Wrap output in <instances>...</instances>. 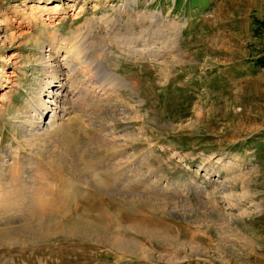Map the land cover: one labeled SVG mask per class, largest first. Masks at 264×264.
Masks as SVG:
<instances>
[{
  "label": "rangeland",
  "instance_id": "rangeland-1",
  "mask_svg": "<svg viewBox=\"0 0 264 264\" xmlns=\"http://www.w3.org/2000/svg\"><path fill=\"white\" fill-rule=\"evenodd\" d=\"M116 23L143 55L112 40L108 104L29 146L46 41L101 76ZM0 264H264V0H0Z\"/></svg>",
  "mask_w": 264,
  "mask_h": 264
},
{
  "label": "bare ground",
  "instance_id": "bare-ground-1",
  "mask_svg": "<svg viewBox=\"0 0 264 264\" xmlns=\"http://www.w3.org/2000/svg\"><path fill=\"white\" fill-rule=\"evenodd\" d=\"M131 3H133L134 6H136V4H138V0H131ZM134 11H136V10H132V12H134ZM106 18L107 17L104 16L102 18V20L103 19L106 20ZM116 25H117V23L113 26H109V27L105 26L106 35L109 36L108 38H106V36H104V38H103L102 36L96 35L94 32L95 27H92L93 29H91V32L88 34L91 37V46L93 45V40H94V44H95V42H97L99 45H101L99 48H96V50L100 51L99 52L100 55H97L95 53L97 55V60H98L97 63H98V66L100 67L101 76H97V74L93 68V65L91 64V63H93V64L96 63L94 58H91V61H89V62H91L90 64L92 67L87 62L88 59H86V56L84 54V53H86V51H84L83 46H81V44H78V45L73 44L75 46H72L69 50H67V48L64 49V47H63V45H61V43L63 44V42H66L70 37H68V39H67L66 37H60L59 36V39L57 40L56 39V36L58 38L57 34L55 36H53L50 39V41L49 40L46 41L48 49L45 51L44 54H42V57L39 60V64L43 68V70L46 74V78L42 81V83H40L41 88H40V91L38 92V95H37V99H38L37 103L35 105H33L32 107H30L31 109L29 108L30 109L29 111H26V116H28V117L25 118V120L23 119L24 121H22L20 123V124H23L21 126L23 136H24L23 139L25 138L24 141L29 146L34 147L37 144H47L48 147H50V149H52V146H53L52 142L58 141V139L60 138V136L56 134L57 133L56 130L58 131L59 129H57L58 127H54V126H59V127L64 126L67 129H72L73 125H74V121L71 120L70 118H72L71 116L76 117V113H78L77 110L79 109L78 106L85 105V103H87V102L89 104L88 107L92 106V103H94L95 105L98 104L99 106H106L108 104V102L106 103V101H107L106 99H109L108 98L109 95L107 94V90L105 88V83L107 80L106 77L109 74L107 73V67H106L107 61L106 60H108V53H110V50L112 48V46H111V43L113 42L112 40L117 42V45L121 50L126 49L130 54H133V55H141L142 54L143 55V53H144L141 48L140 49L137 48V46L140 45L137 43V42H139L138 36H135V37L132 36V38H127V37H125V35L124 36L122 35V32H120V29L116 28L118 26V25L117 26ZM147 28H149V27H147ZM72 35L74 36L75 32H72ZM139 35H141V34H139ZM77 36H78V33L74 36V38H76ZM106 39H108V40H106ZM56 42H58L62 47L59 46V44L57 45ZM99 45H97V46H99ZM93 48H95L94 45H93ZM96 50L93 52H98ZM96 55H91V56L93 57ZM102 55L105 56V58H107V59L102 60ZM148 56L154 57L153 54H150ZM79 74H84V78H83V80L76 79V80H79V81H76L75 77ZM111 75H112V73H111ZM82 77H83V75H82ZM115 79H116V81L114 83H112L113 85L119 86V87L127 85L125 79H123L122 77L117 76ZM34 103H32V104H34ZM87 108H86V111H83V113L88 112ZM99 109H100V107H99ZM102 109L103 108L101 107V110ZM80 112H82V110ZM82 116L83 115H77L76 118L82 120ZM58 120H59V122H57ZM90 122H91V120H90ZM101 142H103L105 145L106 140H101V141L98 140L97 143L101 144ZM65 144H66V142H65ZM66 147H67V145H66ZM18 151H19V147L17 148L16 153H15L16 157L19 154ZM121 164H118V165L121 166ZM128 168H130V166ZM137 168H139V167H137ZM134 170H135V168H134ZM127 171L130 172V169H127ZM139 173H140V170H139L138 174ZM133 175H135V174H133ZM133 175L127 174L126 170L122 171V173H118L117 174L118 178L116 177V181L114 184L115 189L117 186H120V185H121V187L122 186L124 187V185L126 186L127 183L132 181L131 179H132ZM114 178H115V176H114ZM118 181H119L120 185H117ZM122 189H119V192ZM198 189L200 190L201 193L204 192V196H208V193L203 189V187H199ZM120 195H122V194L120 193ZM126 196L128 197V195H126ZM136 198H138V196ZM130 199L131 198H129L128 200H130ZM150 234H152L154 236L158 235V237L163 241H167L168 239L169 240L171 239V238H168V236H166V234H163V233L157 232V231H152V232H150ZM108 236L105 235V237H108ZM122 239H125V238H122ZM114 240H116V243L118 245L121 243L123 245L130 246V249L133 248V251L135 253H140L142 251V247H140L138 245V243H136L134 241L126 240V239H125V241H123L121 239L117 240L116 237ZM129 241H131V242H129Z\"/></svg>",
  "mask_w": 264,
  "mask_h": 264
}]
</instances>
